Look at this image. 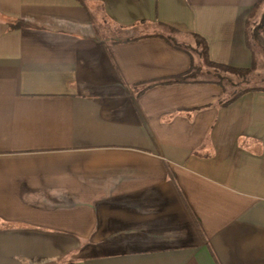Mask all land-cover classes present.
Here are the masks:
<instances>
[{"label": "crops", "instance_id": "obj_1", "mask_svg": "<svg viewBox=\"0 0 264 264\" xmlns=\"http://www.w3.org/2000/svg\"><path fill=\"white\" fill-rule=\"evenodd\" d=\"M263 18L264 0H0V264H264V91L223 106L214 77L167 82L199 65L193 35L256 71Z\"/></svg>", "mask_w": 264, "mask_h": 264}, {"label": "rangeland", "instance_id": "obj_2", "mask_svg": "<svg viewBox=\"0 0 264 264\" xmlns=\"http://www.w3.org/2000/svg\"><path fill=\"white\" fill-rule=\"evenodd\" d=\"M261 23V22H260ZM258 25H255V28ZM101 28L106 31H109L111 26L106 21H103L101 23ZM255 28H252L251 31L254 32ZM163 31H166L170 36L177 38L178 40L176 43H180L182 41V38L175 33H172L168 31L167 29H160ZM134 35L136 32L133 33ZM123 35H126L125 33ZM251 42L253 49L255 50L256 58H257V70L252 72L250 75H248L246 78H241L239 76H236L234 74L226 73V72H218L214 71L213 68H209L204 65V61L200 56V62L199 65H197L198 68L202 71L201 74L205 75V78H211L214 77V79H217L222 82L224 87L228 90L229 94L232 95L235 92L246 89V88H264V51L262 47L253 39V34H251ZM186 45V44H181ZM189 49L192 50L193 53H195V56L197 54V51L195 50V46H192V44H188ZM198 55V54H197ZM199 56V55H198Z\"/></svg>", "mask_w": 264, "mask_h": 264}, {"label": "trees", "instance_id": "obj_3", "mask_svg": "<svg viewBox=\"0 0 264 264\" xmlns=\"http://www.w3.org/2000/svg\"><path fill=\"white\" fill-rule=\"evenodd\" d=\"M168 29L172 33L176 32L172 28H168ZM193 38H194L196 45H197V48L199 50V55L201 56V58L204 61V65L209 67V68H213L214 71L234 74V75L239 76L241 78H246L248 75H250L252 72L255 71V69H256L255 63L252 66V68H250V69H234V68H230V67L219 65V64L212 62L209 58L208 46H207V43L205 42V40L198 35H193ZM166 39L169 42H171L172 44H174L175 46H179L173 38L168 37ZM253 39L262 47V49L264 51V18L261 21V23L255 28V30L253 32ZM201 73H202V71L200 70V68H198L196 65H193V63H192V66L187 73L182 74V75L177 76V77H174V78H170L169 80H167V82L168 83H182V82L187 81L190 78H196ZM218 83L223 85L221 81ZM255 90H263L264 91V88H246V89L239 90V91L235 92L234 94H232L231 97L227 101L222 103V105L227 106V105L231 104L232 102H234L238 97H240L244 93H247L249 91H255Z\"/></svg>", "mask_w": 264, "mask_h": 264}]
</instances>
